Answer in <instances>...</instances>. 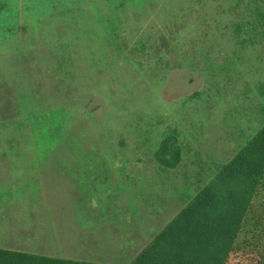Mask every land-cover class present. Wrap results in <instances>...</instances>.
Listing matches in <instances>:
<instances>
[{"label":"rangeland","instance_id":"rangeland-1","mask_svg":"<svg viewBox=\"0 0 264 264\" xmlns=\"http://www.w3.org/2000/svg\"><path fill=\"white\" fill-rule=\"evenodd\" d=\"M262 16L264 0H0V250L137 261L264 129ZM186 225L152 252H182ZM243 226L227 264H264V192Z\"/></svg>","mask_w":264,"mask_h":264},{"label":"trees","instance_id":"trees-1","mask_svg":"<svg viewBox=\"0 0 264 264\" xmlns=\"http://www.w3.org/2000/svg\"><path fill=\"white\" fill-rule=\"evenodd\" d=\"M262 19L264 21L263 16ZM259 191L264 192V129L221 169L195 203L179 214L167 233H161L133 264H227L231 254L237 253L236 240ZM191 214L188 220L186 217ZM185 220L182 252L176 248L170 252H152L161 250V241L168 232ZM205 243L206 252L187 251ZM0 264L92 263L0 250Z\"/></svg>","mask_w":264,"mask_h":264}]
</instances>
